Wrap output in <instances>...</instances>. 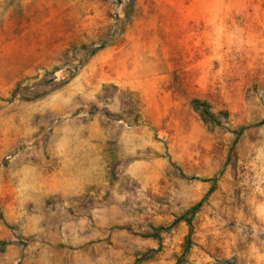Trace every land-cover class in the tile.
Instances as JSON below:
<instances>
[{
    "label": "rangeland",
    "instance_id": "374dc122",
    "mask_svg": "<svg viewBox=\"0 0 264 264\" xmlns=\"http://www.w3.org/2000/svg\"><path fill=\"white\" fill-rule=\"evenodd\" d=\"M0 264H264V0H0Z\"/></svg>",
    "mask_w": 264,
    "mask_h": 264
}]
</instances>
